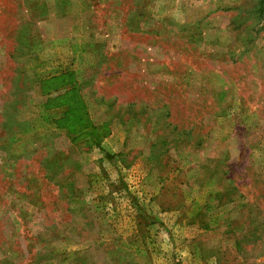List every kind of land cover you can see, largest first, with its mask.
Here are the masks:
<instances>
[{
    "label": "rangeland",
    "instance_id": "rangeland-1",
    "mask_svg": "<svg viewBox=\"0 0 264 264\" xmlns=\"http://www.w3.org/2000/svg\"><path fill=\"white\" fill-rule=\"evenodd\" d=\"M260 1L0 0V264H264Z\"/></svg>",
    "mask_w": 264,
    "mask_h": 264
},
{
    "label": "trees",
    "instance_id": "trees-1",
    "mask_svg": "<svg viewBox=\"0 0 264 264\" xmlns=\"http://www.w3.org/2000/svg\"><path fill=\"white\" fill-rule=\"evenodd\" d=\"M259 6L261 11H263L264 0L260 1ZM40 81L44 94L50 96L47 101V107H51L52 102H56L57 106L65 108L61 116L55 121L57 127L63 128L74 139L76 135H79L78 138L85 137L91 144L100 147L102 126L96 125L91 120L87 106L80 94L81 86L75 81L74 72L65 69L56 75L41 79ZM134 116H136V113ZM106 157L111 158L108 153H106ZM226 183L234 184L235 180L232 176H227L225 177L224 184Z\"/></svg>",
    "mask_w": 264,
    "mask_h": 264
}]
</instances>
